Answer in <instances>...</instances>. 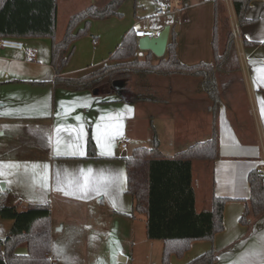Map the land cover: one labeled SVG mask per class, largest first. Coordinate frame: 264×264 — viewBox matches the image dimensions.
I'll return each mask as SVG.
<instances>
[{
	"label": "crops",
	"instance_id": "1",
	"mask_svg": "<svg viewBox=\"0 0 264 264\" xmlns=\"http://www.w3.org/2000/svg\"><path fill=\"white\" fill-rule=\"evenodd\" d=\"M110 1L60 0L58 20L61 5L69 11L67 26L72 15L91 5L103 8ZM158 1L154 2L156 8ZM175 14L179 15L177 21L168 19L166 25L174 29L178 58L187 66L214 63L216 14L221 51L226 44L227 31L230 29L234 34V26L239 27L240 40L236 44L238 54L240 51L244 54H239L243 82L232 86L227 95L221 91V106L215 124L211 102L198 88V82L192 83L193 79L185 81L178 78L153 85L151 97L142 101L121 98L120 90L125 91L131 85L128 81L115 82L114 90L73 92L56 86L57 74L51 63V39H21L27 48L35 51L34 57H28L23 51L0 48V136L15 142L8 149L17 153L13 156L15 162L20 160L28 165L30 163L27 162H32L29 165L32 172L39 176V171L45 170L47 174L48 191H43L39 184L35 187L36 192H45L40 201L51 205L52 264L55 239L66 227V222L55 219V202L79 204L86 209L85 213L69 215L75 219V222H69L74 223L72 227L76 230L67 232V235L80 232L84 235L91 229L93 213H87V210L89 212L94 203L110 212L107 219L126 227L130 241L135 238L139 221L146 228V217L134 213V200L127 194L124 160L134 149L143 147L136 136L138 131L145 134L146 145H150L148 148L154 146L156 138L160 152L173 157L196 143L207 141L202 140L204 137L212 138L214 128L219 140V158L211 162H193V188L199 213L212 209L214 197L228 200L223 215L224 231L217 234L212 242H193L183 257L173 255L170 264H189L212 250L216 256L214 264H264V215L258 220L250 217V226L241 224L251 197L249 174L258 168L264 172V72L260 71L264 69V0L250 4L247 23L242 27L238 24L233 2L224 0H188ZM155 20L145 17L135 21L132 30L143 27L163 29L164 26L154 24L158 22ZM66 26L61 30L57 22V41L63 38ZM113 27L109 30V40L113 43L105 53L88 52L85 61L73 62L71 59L60 77L78 78L110 64L112 55L121 45L120 39L113 38L116 31L115 25ZM147 53L139 49L138 57H146ZM191 86H196V91L190 92ZM246 110L252 112L254 139H249L253 125L244 120ZM117 125L121 126L122 135H114ZM124 135L131 139L129 154L119 144ZM90 138L94 143L92 158L88 156ZM8 150L3 157L5 163L12 159ZM18 153L23 157H18ZM196 170L207 182L211 181L206 198L202 187L200 191L196 188ZM85 181L88 182V190L83 188ZM9 227L4 228L0 223V231L7 236ZM7 236H0V240ZM149 242V249H157V253H161L162 264L163 242L162 245H154L153 242L157 241ZM132 247H135L133 242ZM20 250L22 255L27 254L26 247L19 248L18 253ZM116 257L123 262L130 260L121 251L116 253Z\"/></svg>",
	"mask_w": 264,
	"mask_h": 264
},
{
	"label": "trees",
	"instance_id": "2",
	"mask_svg": "<svg viewBox=\"0 0 264 264\" xmlns=\"http://www.w3.org/2000/svg\"><path fill=\"white\" fill-rule=\"evenodd\" d=\"M59 1L0 0V38L52 40L51 63L57 74L58 88L73 92L114 90L115 82L131 80L132 89L120 90L121 98L148 100L146 95L153 85L173 82L179 77L195 79L198 88L211 102L215 124L221 106V91L227 95L232 86L243 82L237 44L230 29L224 49L221 51L219 48L217 14L212 64H182L177 55L174 29L164 57L158 58L148 52L145 59H139L138 39L131 30L123 37L110 64L78 78H62L60 75L72 58L75 43L89 34L92 21L122 16L120 9L126 0H111L103 8L91 5L72 15L63 38L57 41ZM187 1L181 0L182 5ZM254 1L258 0H232L240 27L247 23V12ZM214 129L211 139L196 143L173 157L160 152L155 138L152 148L138 147L124 158L127 194L134 200V213L146 217L147 238L163 242L162 264H170L173 255L183 257L193 242H212L217 234L224 231L223 215L228 200L214 197L212 209L199 213L193 188V162H211L219 158V140ZM93 149L94 143L90 138L88 156L91 158L94 157ZM249 184L251 197L241 218V224L245 226L252 224L250 217L258 220L264 215V172L260 168L250 172ZM51 212L50 203L30 205L25 211H20L18 206H0V218L13 221L7 238L0 240V264H52ZM22 247L27 248V254L18 253ZM215 261L212 250L189 264H214Z\"/></svg>",
	"mask_w": 264,
	"mask_h": 264
},
{
	"label": "rangeland",
	"instance_id": "3",
	"mask_svg": "<svg viewBox=\"0 0 264 264\" xmlns=\"http://www.w3.org/2000/svg\"><path fill=\"white\" fill-rule=\"evenodd\" d=\"M155 0H126L121 9L120 13L122 16L114 17L110 21L104 20H95L92 21L89 34L79 39L77 43V50L71 58L72 61L77 62L79 59L86 60V53L96 51L98 55H101L107 51L109 46L113 43L109 40V30H112L115 25L116 31L114 32V39H120L122 43L123 37L125 34L132 30V24L135 21H139L148 17L149 19H156L154 24L166 26L167 20L177 21L179 15L169 14L162 18L155 17L156 5L154 4ZM65 3V2H64ZM77 7L74 8V10ZM68 9L64 8L61 5L60 16H59V29H63L66 26V16L69 14ZM112 23V24H111ZM115 41V40H114ZM111 43V44H110ZM120 43V44H121ZM139 58V57H138ZM145 59V57L139 58ZM93 71V70H92ZM186 79L185 81H191L190 78H181ZM175 81L177 78H174ZM196 80H193V84H196ZM128 83H131L130 87L128 85L127 90L133 86V82L128 80ZM196 86H191L190 92L194 91ZM197 89V88H196ZM102 90H97L101 92ZM196 91V90H195ZM146 96L151 97V92ZM131 99V96H129ZM142 101V100H141ZM246 116L244 120L246 123H249L251 132L249 139L255 138L254 123L252 124V112L246 110ZM140 119V117H139ZM252 121V122H251ZM137 139L140 144H143V147H148L146 145V136L140 130L137 133ZM211 137H204L202 140H208ZM15 145V142H12L9 137L0 136V165L4 167L5 175L0 177V206H18L21 211L23 207H28L29 204H44L40 200H43V195L48 191L49 182L47 179V174L45 170L39 171V176H33V170L30 169L32 162L25 164L23 161L13 160L15 154L11 149ZM7 150L10 153V162H3ZM131 149L129 148L126 153L129 154ZM3 155V156H2ZM18 157H23L22 154L17 155ZM4 157V158H3ZM9 165H18L15 168H9ZM199 167V166H197ZM38 174V172H36ZM35 179V180H34ZM197 181V182H196ZM34 183V184H33ZM201 183V184H200ZM210 179L208 182L206 179L198 173V170L195 172V184L198 191L202 187L203 197L206 198L207 191L210 189ZM39 184L41 192H36L35 185ZM7 189H5V186ZM55 219L63 220L66 222L65 231L59 233L54 242V256L53 264H161V253H157V249H149L147 243H150L146 236V228L143 222L139 221L136 224V233L134 240L130 241L129 236L127 235V229L122 224H117V221H110L106 218L108 213L107 209L99 207V203H94L90 211L87 213H93L92 220L90 221L91 229L88 232H85L83 235L82 232L77 235H67V232H74L76 229L72 227L74 223L69 222L74 221L69 217L73 213H85L86 209L79 204L70 203L69 205L60 204L55 202ZM0 223H3L4 228L10 226L12 228L13 224L11 221L0 219ZM5 221V222H4ZM62 222V221H61ZM9 227V228H10ZM70 228V229H69ZM72 229V231H70ZM119 229V230H118ZM5 232V229H2ZM11 230V229H10ZM0 236H7L5 233L0 231ZM132 242L135 247H132ZM154 245H162L161 241L153 242ZM118 251L123 252V254L129 256V262H123L120 257H116ZM22 250H20V253ZM131 256V257H130Z\"/></svg>",
	"mask_w": 264,
	"mask_h": 264
},
{
	"label": "built area",
	"instance_id": "4",
	"mask_svg": "<svg viewBox=\"0 0 264 264\" xmlns=\"http://www.w3.org/2000/svg\"><path fill=\"white\" fill-rule=\"evenodd\" d=\"M227 3H232V0H224ZM182 7L181 0H159L157 2V8L155 11V17L162 18L169 14H175ZM162 28L159 27H143L134 29V34L139 38L144 37H158ZM234 37L235 41L239 42L240 34L238 25L234 26ZM0 48L2 49H15L19 51L25 52L28 57H34L35 51L33 49L27 48L21 39L15 38H0ZM240 56H244L242 51L239 52ZM119 144L123 151H127L129 149V145L131 144V139L127 136H122L119 139ZM264 170V169H263Z\"/></svg>",
	"mask_w": 264,
	"mask_h": 264
},
{
	"label": "water",
	"instance_id": "5",
	"mask_svg": "<svg viewBox=\"0 0 264 264\" xmlns=\"http://www.w3.org/2000/svg\"><path fill=\"white\" fill-rule=\"evenodd\" d=\"M171 34V26L166 25L158 37H144L138 39L141 51L152 52L156 57L162 58L166 55Z\"/></svg>",
	"mask_w": 264,
	"mask_h": 264
},
{
	"label": "snow or ice",
	"instance_id": "6",
	"mask_svg": "<svg viewBox=\"0 0 264 264\" xmlns=\"http://www.w3.org/2000/svg\"><path fill=\"white\" fill-rule=\"evenodd\" d=\"M261 72H264V69H261L260 70ZM262 113H264V107H262ZM120 125H117V131L115 132V134L114 135H122V132H120ZM83 129H82V127H81V131H82ZM9 168H15V167H18V165H9L8 166ZM5 175V171H4V167L2 166V165H0V177H3ZM35 173H33V176L35 177ZM83 188L85 189V190H88V182L87 181H85V183H84V185H83ZM92 190H95V189H92Z\"/></svg>",
	"mask_w": 264,
	"mask_h": 264
}]
</instances>
